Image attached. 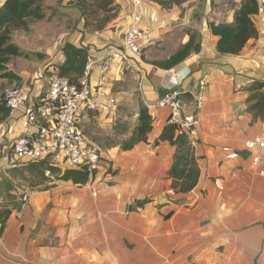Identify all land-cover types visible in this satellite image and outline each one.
<instances>
[{"label": "crops", "instance_id": "0c3cea01", "mask_svg": "<svg viewBox=\"0 0 264 264\" xmlns=\"http://www.w3.org/2000/svg\"><path fill=\"white\" fill-rule=\"evenodd\" d=\"M132 1L114 0L116 17L90 33L72 5L45 0L42 20L30 23L27 32L12 31L11 42L24 56L10 58L0 71V102L6 87H22L23 94L14 114L0 121V212L11 211L0 224V264H264V178L244 147L246 139L264 131V0H257L260 10L252 17L258 36L238 55L217 53L207 24L233 23L241 0H187L167 11L147 0L139 6ZM136 16L153 39L144 59L134 57L135 67L124 77L115 68L105 75L101 91L114 97L113 109L77 118L99 153V170L84 185L54 180L47 190H29L14 177L26 166L10 167L7 157L16 139L34 131L24 111L46 91L47 74L64 63L62 48L67 43L84 48L100 62L109 49L122 46ZM175 31L178 47L168 52L164 41L157 51L154 43L172 39ZM191 33L198 35V53L169 70L155 66L188 43ZM100 76L96 67L92 85ZM200 81L205 87L197 110ZM170 91L180 93L182 114L198 117L189 140L199 180L180 195L167 179L175 147L155 143L168 124V110L155 105ZM141 106L153 118L147 142L123 150ZM116 123L126 130L115 132ZM21 194L26 201L15 210Z\"/></svg>", "mask_w": 264, "mask_h": 264}, {"label": "built area", "instance_id": "2783aa9c", "mask_svg": "<svg viewBox=\"0 0 264 264\" xmlns=\"http://www.w3.org/2000/svg\"><path fill=\"white\" fill-rule=\"evenodd\" d=\"M139 6L141 0L132 1ZM139 16L123 35L122 46L111 48L98 62L87 56L82 76L75 84L62 78L54 70L46 76L47 89L32 107L24 111L26 123L34 129L31 134L16 139L7 157L10 167H23L44 162L48 165L67 170H86L93 173L100 168V156L90 146L77 126V118L82 112H109L116 105L114 97L102 93L105 75L115 68L119 77L133 69L134 57L139 56L152 45L149 31L138 26ZM99 67L100 79L96 86L91 83L93 70ZM205 82H199L195 95V107L201 108ZM22 87H6L2 99L8 115L12 116L20 105ZM178 91H170L156 102L157 109H167V123L176 131L195 135L198 124L197 115H184L180 111ZM99 97H104L101 101ZM244 147L251 153V163L259 168L258 175L264 178V131L255 138L246 139ZM48 175V172L45 173ZM95 196L97 190L91 188ZM26 195L22 201L25 203Z\"/></svg>", "mask_w": 264, "mask_h": 264}, {"label": "trees", "instance_id": "16d2710c", "mask_svg": "<svg viewBox=\"0 0 264 264\" xmlns=\"http://www.w3.org/2000/svg\"><path fill=\"white\" fill-rule=\"evenodd\" d=\"M45 0H5L0 7V71L4 69L10 58L23 57L24 54L11 42V33L14 30L28 31V26L34 21L44 18L43 3ZM157 4L162 10H170L173 7H180L187 0H147ZM69 3L77 9L83 20V29L94 33L101 31L113 20L119 10L114 0H73ZM260 4L257 0H241L234 10L233 23L214 24L208 22L210 34L217 38L216 51L221 55H238L245 44L256 39L258 36L252 17L257 15ZM197 39V40H196ZM200 51L198 35L189 34V41L178 50L173 56L156 63L160 69L169 70L185 60L189 55ZM65 56L64 63L57 68L60 77L67 79L75 84L82 76L87 50L78 48L71 44H65L62 48ZM8 115V110L4 102H0V121ZM153 118L146 107L139 109L138 123L133 129L130 139L122 145L123 150H129L138 143H146L151 132ZM124 128H123V127ZM115 132L125 131L124 124L116 123L113 127ZM168 142L175 147L172 157V165L167 173V179L171 181L170 188L175 195L187 194L191 192L199 180V168L195 149L186 133L178 132L167 124L161 130L155 143ZM45 172L49 177H45ZM86 170H67L60 169L44 162L29 164L22 170H16L14 177H21L29 190H47L48 183L52 181H70L74 185H84L90 176H94ZM41 187V188H39ZM23 194L20 195L18 202L14 205L15 210H20L24 204ZM11 211L0 212V224L10 216Z\"/></svg>", "mask_w": 264, "mask_h": 264}, {"label": "rangeland", "instance_id": "374dc122", "mask_svg": "<svg viewBox=\"0 0 264 264\" xmlns=\"http://www.w3.org/2000/svg\"><path fill=\"white\" fill-rule=\"evenodd\" d=\"M55 1V0H54ZM64 3L65 2V0H57V4H60V3ZM69 3H73V2H71V1H68V2H65V5L67 4L68 6L70 5ZM71 6V5H70ZM69 24H71V21L69 22ZM86 32H88V30L87 29H84ZM114 30V29H113ZM24 32H27V31H24ZM113 32H115V31H113ZM115 34H116V32H115ZM179 36H180V34L178 33V31H175V32H172V36H171V38L172 39H169V40H163V39H161V40H157V43H154V45H156V49H157V51L159 50V48L157 47V45H160V44H162L163 45V42L165 41V45H166V48H167V50L166 51H173V50H175L177 47H178V45H179ZM197 40V39H196ZM153 45V46H154ZM152 46V47H153ZM163 47V46H162ZM146 51H144V52H142L141 53V58H143L144 59V53H145ZM24 184V183H23ZM25 185V184H24ZM25 186H27V185H25Z\"/></svg>", "mask_w": 264, "mask_h": 264}]
</instances>
